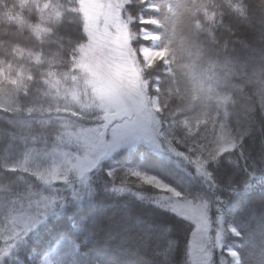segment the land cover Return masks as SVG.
<instances>
[{"label":"clouds","instance_id":"clouds-1","mask_svg":"<svg viewBox=\"0 0 264 264\" xmlns=\"http://www.w3.org/2000/svg\"><path fill=\"white\" fill-rule=\"evenodd\" d=\"M222 3L238 22V29H246L249 35L244 39L235 37L231 43L227 38L221 41L215 34L217 28H224L233 36L238 29L223 24L222 19L193 16L183 38L181 57L164 61L168 80L157 78L158 83L152 85L157 95L148 102L159 105L152 114L158 143L150 151L157 156L161 168L167 165L175 169L176 184L181 183L187 164H206L215 158L218 134L227 135L233 151L241 157L253 144L257 155L248 161L245 171L249 177L264 178V0ZM56 4V15L51 0H30L25 5L29 12L38 6V20L34 23L43 25L44 31L36 38L56 45L48 54L29 49V55L22 57L19 44L0 40V142L6 140L8 147L19 144L16 158L0 162V168L20 173L16 179L0 176V238L23 240L16 253L11 252V244H5L8 250L0 254V264H24L22 254L28 244L25 238L37 233L51 215L70 201L80 203L76 197L81 178L60 144L62 122L38 118L65 107L70 112L80 110V104L71 99L72 90L83 87L82 77L73 71L78 43L57 32L64 19L74 21L77 0H56ZM237 43L250 54H239L234 46ZM150 83V78H145V85ZM145 94L148 95L147 87ZM188 110L191 114H187ZM195 125L199 127L194 130ZM50 128L55 131L50 132ZM197 140L202 142L197 144ZM108 175L115 180L116 170H109ZM118 175L121 184L137 191L167 185L172 194L180 195L179 188L151 168L126 167ZM139 203L159 207L148 199ZM109 220L100 247L111 264H175L174 250L164 253L151 247V234L139 218L133 217L130 208L120 219L113 213ZM199 227L197 255L201 259L196 264H209L213 241ZM229 230L245 243L259 230L260 244L264 245V209L252 210L244 226H230ZM175 243L178 245L179 241ZM229 255L226 264H247L242 252L232 250ZM204 256L207 261H202ZM27 260L28 264H39L32 253L27 254ZM183 264H193L191 248L186 250Z\"/></svg>","mask_w":264,"mask_h":264},{"label":"trees","instance_id":"trees-1","mask_svg":"<svg viewBox=\"0 0 264 264\" xmlns=\"http://www.w3.org/2000/svg\"><path fill=\"white\" fill-rule=\"evenodd\" d=\"M29 2L30 0H3V3H0V40L19 44L22 57L29 55V49L32 52L48 54L50 49L56 47L55 44L42 43L36 38L41 35L34 31L35 25L38 24L34 23L38 20V6L34 5L29 12L25 7ZM61 2L64 3L66 0ZM201 4L204 5L203 8L199 7ZM51 5L57 12L56 0H51ZM217 5L220 6L217 7ZM77 8L74 21L69 22L64 19L59 24L57 32L60 36H71L79 46L86 41L87 37L82 26L78 0ZM126 8L131 18L130 29L134 34L130 41L131 46L137 51L145 48L164 53L163 56L156 57L146 69L145 76L151 81L147 86L150 96L157 95L152 87L158 83L157 78L159 81L168 80L164 61L181 57L183 38L193 16L200 19L205 16L209 19L213 17L222 19L223 24L232 29H238V22L223 5L222 0H128ZM215 34L221 41L227 38L230 43L235 37L244 39L249 35L243 28H239L235 36L224 28H217ZM234 46L239 54H250L241 44L237 43ZM73 71L82 77L83 87L74 88L71 92V99L80 104L79 112H70L65 107L63 111L38 117L61 121L62 130L63 123L86 125L97 122L92 120V115L96 111L92 107L89 109L83 107L90 91L86 75L78 66V58ZM160 86L164 87V84L161 83ZM187 114H191V111L188 110ZM195 127L199 126L195 125ZM49 131H55V128H50ZM181 134L183 133L179 135ZM249 148L254 147L248 146L243 157L233 150H228L206 163L205 169L212 177L209 182L195 173L196 167L190 162L185 166L183 179L179 184H176L173 179L178 175L175 169L167 165L161 168L157 156L150 151L147 144L137 143L130 149L116 151L111 157L102 161L97 169L90 172L92 193L89 198L78 204L69 203L64 209L51 215L37 233L25 238L28 244L23 249L24 264H28V253H32L39 264H111L110 258L100 247L104 243L101 237L105 236L110 223L109 217L115 213L116 219H120L129 211V208L133 217L139 218L142 226L149 233L163 230L161 238L151 235V247L164 253L174 250L175 264H183L193 224L159 204H157L159 207H152L139 203L144 199L155 202L160 194L157 189L137 193L136 188L129 186L126 187L125 192L120 191L125 185L119 182L118 173L126 167L151 168L169 180L173 187L179 188L185 198L208 202L212 223L217 217H221L224 224L242 227L252 210L259 212L260 207L264 206V178L249 177L245 171L249 168L248 161L257 155ZM18 154L19 144L8 147L6 140L0 142V162H10ZM143 156L146 157L142 159ZM109 170H116L115 180L108 175ZM225 171H228L227 174L231 178L230 184L224 188L221 178H225L223 175ZM18 175L20 173L5 172L3 168H0V176L4 179H16ZM133 200L137 202L133 203ZM146 214L152 218L153 224L147 222ZM245 236L248 237L247 230ZM176 240L179 241L178 245L175 243ZM6 243L3 238H0V254L8 250L5 248ZM22 245L23 240L14 245L11 252H20ZM221 249L226 255L232 250L242 252L247 264H264V245L260 244L259 230L252 233L248 243L231 233L225 237Z\"/></svg>","mask_w":264,"mask_h":264},{"label":"rangeland","instance_id":"rangeland-1","mask_svg":"<svg viewBox=\"0 0 264 264\" xmlns=\"http://www.w3.org/2000/svg\"><path fill=\"white\" fill-rule=\"evenodd\" d=\"M127 2L128 0H78L82 26L87 37L86 41L78 46V66L86 75L90 91L83 107H92L96 111L92 120L97 122L86 125L63 123L60 144L81 178L80 184L77 185L80 191L76 197L80 202L90 197V172L97 169L102 161L116 151L130 149L137 143H145L153 150L158 143L152 114L158 111L159 105L148 102L153 96L145 94V87L148 86L145 85V73L154 59L164 53L145 48L137 51L131 46L130 41L134 34L130 29L131 18L126 8ZM56 13L53 10V15ZM34 31L42 33L44 26L38 23ZM217 139L219 142L216 145V156L233 150L234 146L227 135L218 134ZM201 142L202 140H197L196 143ZM189 144L191 145V139ZM250 145L254 148L249 150L257 154V148L253 144L248 146ZM192 163L196 167L195 173L206 181H211L212 177L206 171L205 163ZM227 172L223 174L225 178H221L224 188L230 184L231 177ZM216 174L220 177L219 173ZM57 186L65 187L62 184ZM123 187L120 191L125 192L127 188ZM157 190L160 194L155 199L156 204L168 208L193 224L187 248L192 249L193 264H196L197 259H201L197 255V225L200 226L199 230L207 231L213 241L212 259L209 264H226L230 253L224 254L221 248L225 237L232 233L229 230L231 225L224 224L221 217L214 220L217 224L212 223L209 204L205 200L193 201L181 193L175 196L167 185H160ZM261 209H264V206H261ZM153 234L151 235L161 238L163 230L159 229ZM101 239H104V236ZM20 241L12 239L6 242L14 246ZM202 261H207V257H202Z\"/></svg>","mask_w":264,"mask_h":264},{"label":"bare ground","instance_id":"bare-ground-1","mask_svg":"<svg viewBox=\"0 0 264 264\" xmlns=\"http://www.w3.org/2000/svg\"><path fill=\"white\" fill-rule=\"evenodd\" d=\"M145 219L147 220L148 223H151V224L154 223L153 220H152V218L149 217V215H147V214L145 215Z\"/></svg>","mask_w":264,"mask_h":264}]
</instances>
